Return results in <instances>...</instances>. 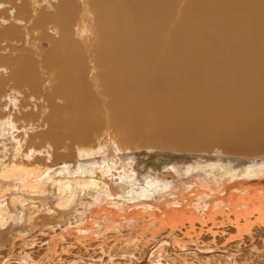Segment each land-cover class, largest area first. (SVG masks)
<instances>
[{
	"label": "bare ground",
	"instance_id": "obj_1",
	"mask_svg": "<svg viewBox=\"0 0 264 264\" xmlns=\"http://www.w3.org/2000/svg\"><path fill=\"white\" fill-rule=\"evenodd\" d=\"M58 1L57 12H52L54 17L68 10L64 18L71 28L75 26L81 39L79 43L70 41L73 28H65V20L60 22L64 30L59 34L67 36L70 43L66 44V40L54 57L55 65L66 62L73 66L80 88L76 95L62 98L68 113L63 129L70 142L69 145L61 143L57 139L60 136L55 135L51 136L53 143L48 140L49 146L35 149L31 136L43 126L36 127L33 123L23 126L15 116L19 99L10 97L1 107L3 115L0 116V178L3 181L15 183L21 193H34L36 184L25 177L32 175L34 181L40 180L43 174L15 166L14 159L27 163L39 157L59 159L57 147L61 146L68 151L76 146L77 157L97 155L105 146L98 138L102 128L108 130L111 143L119 142V145L123 137H130L136 130L163 136L162 145L175 150L246 157L263 151L264 0H80L79 9L77 4L72 11L71 0ZM39 18L40 15L31 16L29 20L36 25ZM85 62L92 68L90 78L94 90L87 88L83 81ZM1 64L0 71L6 70L8 75L6 83L14 84L11 68H7L9 64L5 59ZM52 122L47 131L49 135H43L40 142H46L60 124L57 120ZM69 158L66 153L64 159ZM162 164L163 160L158 158L156 167ZM198 165H175L172 172H161L157 178L177 180L174 174L180 170L190 176ZM147 166H141L139 172L144 173ZM208 166L210 174L206 180L193 179L189 187L166 183L162 191L167 197L174 192L177 194L174 197L161 199L157 204L137 203L128 210L114 202H109L108 208L101 204L97 215L93 214L94 219H100L102 214L103 220H107V230L116 229L115 233L123 223H128L126 227H140L142 237L157 236L165 230L170 235L177 234L179 227L202 232L210 230L217 220L238 229L240 234L252 226L263 225L264 163L240 168L242 171L220 167L222 174L216 166ZM21 178L28 185L23 184L26 182L23 179L18 183ZM71 181L51 182L50 187L59 196V207L72 204ZM146 183L155 182L151 179ZM96 184L92 180L88 186ZM0 190V198H4L6 194ZM94 224H85L82 233H96Z\"/></svg>",
	"mask_w": 264,
	"mask_h": 264
},
{
	"label": "rangeland",
	"instance_id": "obj_2",
	"mask_svg": "<svg viewBox=\"0 0 264 264\" xmlns=\"http://www.w3.org/2000/svg\"><path fill=\"white\" fill-rule=\"evenodd\" d=\"M35 1L36 3L32 4ZM35 1L0 0V66L4 59L7 64L11 62L7 68H11V75L15 78L14 84L18 85L13 86L12 82L7 84L6 70L0 71L2 77L0 78L4 79L0 80V116L3 115L1 107L10 97L15 96L17 100L19 99L18 113L16 111L15 116L23 126L28 123H33L36 127L43 126L42 130L34 131L31 136L34 142L31 144L38 150L50 144L48 140L53 143L52 137L55 135L60 136L57 139L61 143L69 145L66 129H63V125L67 123L68 113L65 108L66 102L62 98L76 95L80 88L73 66L66 62L55 65L54 57L58 56L57 53L65 46L66 40V44H69L71 39L77 43L81 42V39L74 25L70 41L64 35L63 39L61 30L64 29L60 22L67 20L64 16L66 17L68 10L62 14L63 16L59 14L58 18L54 17V11L57 12L56 8L59 6L58 0ZM69 5L72 6V11L73 7L80 5V0H71ZM38 15L40 18L34 25L29 19L31 16L37 18ZM63 26L72 29L67 21ZM88 36L91 37L90 34ZM44 44L47 47H44ZM83 70L84 84L94 90L90 78L91 65L85 62ZM53 114H56L55 117ZM53 120L60 122L59 126L46 142H40L43 135H49L47 131ZM102 130L98 138L105 146L97 155L77 157L76 146L72 151H68L61 144L62 148L57 147V152L61 156L59 159L39 157L29 163L26 160L14 159L15 166L26 171L31 169L40 171L43 176L40 180H34L35 182L32 175L29 178L25 177L36 184L37 190L34 193H21L15 187V183L0 178V189L6 194L4 198H0V264H264V224L252 226L249 231L246 230L247 233L240 234L238 229L229 228L226 222L217 220L215 224L218 227L211 226L210 230L202 232L185 227L183 230L184 228L179 227L177 230L180 233L177 234L170 235L165 230L159 232L157 236L150 237L146 234L142 237L140 227H126L128 223H123L124 228L121 227V230L115 233L116 229L107 230V220H103L102 214L99 215L100 219H94L97 207L101 204L107 207L109 202H114V205L118 203L128 210L137 203L148 201L157 204L161 199L174 197L176 193L172 192L173 196L170 194L167 197L166 192L162 191L166 183L177 184L181 188L182 184L189 187L193 179L206 180L210 174L207 171L209 164L216 166L220 174H222L220 167H224L223 170L242 171L245 167L263 164L264 149L250 157L222 155L218 152L175 150L162 145L165 141L163 136L136 130L131 132V139L123 137L125 141L121 139L119 145L117 139L114 141L117 143H111L107 129ZM66 153L70 155L67 160L64 159ZM157 158L163 160L160 167L154 165ZM183 160H187L185 166L192 163L199 165L189 173L190 176H187L184 170H180L174 174L177 180L171 178L169 181H159L157 178L159 173L172 172L175 165L185 167L182 166L185 162ZM12 162L10 159L9 163ZM145 164L148 165V169L140 173V167ZM25 178H21L18 183L23 179L26 181L23 184L28 185ZM68 179L72 180L70 188L74 199L66 208L59 207L58 193L50 185L51 182ZM151 179L156 185H147L146 180ZM86 180L89 183L94 180L97 184L92 187L88 186L87 182L88 184L85 183L84 186L83 182ZM136 196L140 199H136ZM88 222L92 224L96 222L95 227L93 226L96 233L87 235L82 233V227ZM186 232L189 233L184 235ZM55 245L57 246L54 247Z\"/></svg>",
	"mask_w": 264,
	"mask_h": 264
},
{
	"label": "water",
	"instance_id": "obj_3",
	"mask_svg": "<svg viewBox=\"0 0 264 264\" xmlns=\"http://www.w3.org/2000/svg\"><path fill=\"white\" fill-rule=\"evenodd\" d=\"M157 160H158V158L155 160V164L154 165H157ZM184 161H187V160H183V162ZM154 163V162H153ZM146 165V164H145ZM158 166V165H157ZM141 171V170H140Z\"/></svg>",
	"mask_w": 264,
	"mask_h": 264
}]
</instances>
